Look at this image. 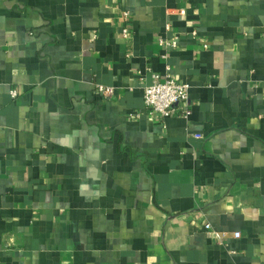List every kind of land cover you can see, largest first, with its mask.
<instances>
[{
	"label": "crops",
	"instance_id": "crops-1",
	"mask_svg": "<svg viewBox=\"0 0 264 264\" xmlns=\"http://www.w3.org/2000/svg\"><path fill=\"white\" fill-rule=\"evenodd\" d=\"M0 264H264V0H0Z\"/></svg>",
	"mask_w": 264,
	"mask_h": 264
},
{
	"label": "built area",
	"instance_id": "built-area-1",
	"mask_svg": "<svg viewBox=\"0 0 264 264\" xmlns=\"http://www.w3.org/2000/svg\"><path fill=\"white\" fill-rule=\"evenodd\" d=\"M173 12L184 15L186 10L184 8H177ZM172 12V13H173ZM127 16V14H125ZM170 26V25H168ZM128 30H123L124 36H127ZM178 36L172 39L161 40V44L176 48L178 45ZM208 47V45H205ZM97 92L105 98H113L115 96V89L113 86H105L103 84L96 85ZM190 86L188 83L181 82L174 79L169 74L164 78L159 74H152L151 83L145 86L144 104L148 112L153 115L158 113L162 119L170 117L174 114H182L187 116L189 114V99ZM13 96L17 95V90H12ZM210 228V225H206Z\"/></svg>",
	"mask_w": 264,
	"mask_h": 264
}]
</instances>
